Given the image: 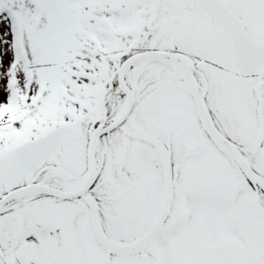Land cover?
Here are the masks:
<instances>
[{"label":"snow or ice","instance_id":"6c2138e0","mask_svg":"<svg viewBox=\"0 0 264 264\" xmlns=\"http://www.w3.org/2000/svg\"><path fill=\"white\" fill-rule=\"evenodd\" d=\"M0 264H264V0H0Z\"/></svg>","mask_w":264,"mask_h":264}]
</instances>
